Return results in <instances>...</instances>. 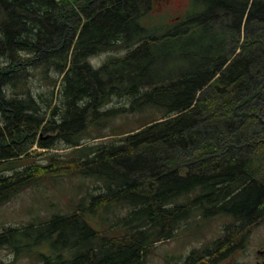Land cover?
I'll return each mask as SVG.
<instances>
[{"label":"trees","instance_id":"obj_1","mask_svg":"<svg viewBox=\"0 0 264 264\" xmlns=\"http://www.w3.org/2000/svg\"><path fill=\"white\" fill-rule=\"evenodd\" d=\"M169 1L0 0V205L42 175L16 166L50 146L42 130L78 151L96 190L72 212L4 227L0 247L46 264H142L229 214L231 233L176 263L219 264L264 219V0H191L168 21ZM148 108L95 142L118 112Z\"/></svg>","mask_w":264,"mask_h":264},{"label":"rangeland","instance_id":"obj_2","mask_svg":"<svg viewBox=\"0 0 264 264\" xmlns=\"http://www.w3.org/2000/svg\"><path fill=\"white\" fill-rule=\"evenodd\" d=\"M190 3L191 0H170L163 8L162 17L165 16L168 21L172 20L184 14ZM105 57L106 54H102L92 59L101 61ZM129 104L130 98L123 96L115 97L110 105L121 107ZM121 109L123 108L119 111ZM152 112H155L153 108L143 112H118L103 128L97 129L106 136L101 141L96 138L95 142L121 137L124 132L140 126L145 117L153 115ZM91 132L95 133L92 129ZM39 134L50 146L41 147L36 143L29 150L30 156L16 166L22 168L31 165L34 173L40 174L39 170H42V175L37 182L16 192L0 205V231L6 226L43 221L57 213L72 212L89 191H96L94 178L84 177L72 159L77 156L78 151L61 139L56 131L42 130ZM50 164L46 170L41 167ZM89 200L87 197L85 201L89 203ZM236 222L229 214L217 215L210 219L201 218L192 223L190 228L179 230L175 237L157 243L142 264H176L179 256L185 257L194 250H202L220 237H226L227 233L233 231V228L228 226H233ZM238 240V245L227 251L219 264H264V219L254 223L250 230L246 231L244 239L243 233H240ZM0 264H40V258L26 253L16 256L6 247H0Z\"/></svg>","mask_w":264,"mask_h":264},{"label":"flooded vegetation","instance_id":"obj_3","mask_svg":"<svg viewBox=\"0 0 264 264\" xmlns=\"http://www.w3.org/2000/svg\"><path fill=\"white\" fill-rule=\"evenodd\" d=\"M48 252V250H46V248H45V253H47ZM40 264H46V262L44 261V259L42 260V259H40Z\"/></svg>","mask_w":264,"mask_h":264}]
</instances>
